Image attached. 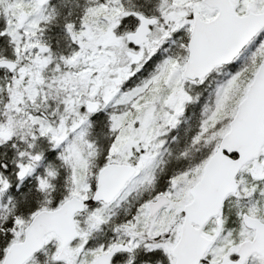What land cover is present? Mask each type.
I'll list each match as a JSON object with an SVG mask.
<instances>
[{
  "label": "snow or ice",
  "instance_id": "obj_1",
  "mask_svg": "<svg viewBox=\"0 0 264 264\" xmlns=\"http://www.w3.org/2000/svg\"><path fill=\"white\" fill-rule=\"evenodd\" d=\"M0 264H264V0H0Z\"/></svg>",
  "mask_w": 264,
  "mask_h": 264
}]
</instances>
